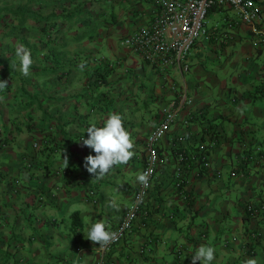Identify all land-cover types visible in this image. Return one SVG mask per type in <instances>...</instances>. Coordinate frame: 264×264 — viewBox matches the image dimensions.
Wrapping results in <instances>:
<instances>
[{
	"label": "crops",
	"instance_id": "0c3cea01",
	"mask_svg": "<svg viewBox=\"0 0 264 264\" xmlns=\"http://www.w3.org/2000/svg\"><path fill=\"white\" fill-rule=\"evenodd\" d=\"M19 7L31 11L17 40L0 27V55L23 47L33 63L28 76L18 66L14 77H0L9 82L0 91V264H97L103 254L87 230L101 220L117 229L141 184L147 138L172 101L183 108L160 143L143 213L104 254L107 262L192 264L207 245L213 264H264V1L259 33L230 26L226 20H238L232 8H212L211 40L197 42L188 71L166 72L122 43L153 18L149 1L21 0ZM113 113L134 155L96 177L84 167L95 152L83 139ZM201 144H214L211 167L186 168L183 193L176 153ZM248 203L259 207L255 218Z\"/></svg>",
	"mask_w": 264,
	"mask_h": 264
},
{
	"label": "built area",
	"instance_id": "2783aa9c",
	"mask_svg": "<svg viewBox=\"0 0 264 264\" xmlns=\"http://www.w3.org/2000/svg\"><path fill=\"white\" fill-rule=\"evenodd\" d=\"M153 4L155 12L151 21L128 35L123 45L140 55L143 60L166 72L171 67H180L184 71L190 69L189 58L200 39L211 40V32L207 27L209 12L214 7H230L238 20H226L230 26L246 24L259 33L256 28L263 21L258 2L264 0H146ZM175 89V88H173ZM183 104L172 101L161 109L160 124L149 134L146 142V163L143 173L149 174L147 186L140 184L133 204L125 213L115 232L117 239L106 247H100L103 256L97 264L107 262L104 254L122 241L130 232L134 223L142 215L146 200L153 185V179L160 163V143L170 132L177 120ZM214 146V144H213ZM212 146V148H213ZM212 148L201 144L195 152L177 151L179 166L175 176V186L185 193L188 184L186 168L197 166L210 169ZM187 199V196H185ZM251 218H255L260 210L255 203L246 205Z\"/></svg>",
	"mask_w": 264,
	"mask_h": 264
},
{
	"label": "clouds",
	"instance_id": "9594fccd",
	"mask_svg": "<svg viewBox=\"0 0 264 264\" xmlns=\"http://www.w3.org/2000/svg\"><path fill=\"white\" fill-rule=\"evenodd\" d=\"M19 58V70L24 76L30 74L33 63L31 52L23 47L17 49ZM9 86L8 80L0 79V91ZM87 138L83 139V144L95 152L85 158L84 167L96 177H103L108 174L114 166L127 163L134 155L131 149L133 142L130 133L125 128L120 114L113 113L108 116L102 127L90 126L87 129ZM68 164V159L65 158ZM138 180L147 186L149 174L144 172L138 176ZM87 238L93 242H98L100 247H106L117 239V233L109 231L103 220L93 223L87 230ZM216 251L214 247L201 245L192 254V264H213ZM249 264H256L255 260Z\"/></svg>",
	"mask_w": 264,
	"mask_h": 264
},
{
	"label": "trees",
	"instance_id": "16d2710c",
	"mask_svg": "<svg viewBox=\"0 0 264 264\" xmlns=\"http://www.w3.org/2000/svg\"><path fill=\"white\" fill-rule=\"evenodd\" d=\"M21 0H0V27H5L4 33L7 35V38L17 40L18 33L22 30L24 27V20L26 17V14L29 13L31 10H27L26 7L23 11L19 7V3ZM29 1V0H27ZM7 2V6H4V3ZM10 5V6H9ZM8 18H13L14 23H9ZM15 53L10 56L8 59L4 55H0V77L3 75V73L14 77L13 73L16 72L19 66V60L17 57V49L14 51ZM17 58V61L16 59ZM5 76H3L4 78ZM4 141L0 140V145H2Z\"/></svg>",
	"mask_w": 264,
	"mask_h": 264
}]
</instances>
